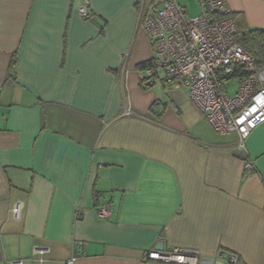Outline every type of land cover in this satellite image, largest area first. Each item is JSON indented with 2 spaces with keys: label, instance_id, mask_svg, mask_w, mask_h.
<instances>
[{
  "label": "crops",
  "instance_id": "obj_1",
  "mask_svg": "<svg viewBox=\"0 0 264 264\" xmlns=\"http://www.w3.org/2000/svg\"><path fill=\"white\" fill-rule=\"evenodd\" d=\"M141 1L0 0V264H166L160 244L264 264V124L240 150L187 89L150 86ZM226 2L264 30V0Z\"/></svg>",
  "mask_w": 264,
  "mask_h": 264
},
{
  "label": "built area",
  "instance_id": "obj_2",
  "mask_svg": "<svg viewBox=\"0 0 264 264\" xmlns=\"http://www.w3.org/2000/svg\"><path fill=\"white\" fill-rule=\"evenodd\" d=\"M196 1L200 8L197 16H190L180 0L141 1L145 29L155 45V55L146 69L148 84L153 85V79L162 72L167 83L186 88L214 131L219 135L236 133L239 149L244 150L251 133L264 124V67L236 42L237 26L226 0ZM88 8L86 1L78 10L81 17H90ZM232 81L237 82L234 95H230ZM253 168V163L246 165L248 171ZM20 213L17 204L15 219ZM109 214L104 207L99 218ZM35 253L38 263L45 264L50 250L37 248ZM147 260L199 264L200 256L195 251L153 250ZM75 261L73 258L69 264ZM229 262L238 264L237 256L231 255Z\"/></svg>",
  "mask_w": 264,
  "mask_h": 264
},
{
  "label": "trees",
  "instance_id": "obj_3",
  "mask_svg": "<svg viewBox=\"0 0 264 264\" xmlns=\"http://www.w3.org/2000/svg\"><path fill=\"white\" fill-rule=\"evenodd\" d=\"M230 17L237 26L236 42L255 60L258 66L264 67V30L243 27L233 13H230ZM158 108L159 104L155 105L150 113L154 114Z\"/></svg>",
  "mask_w": 264,
  "mask_h": 264
},
{
  "label": "rangeland",
  "instance_id": "obj_4",
  "mask_svg": "<svg viewBox=\"0 0 264 264\" xmlns=\"http://www.w3.org/2000/svg\"><path fill=\"white\" fill-rule=\"evenodd\" d=\"M180 2L184 7H186L190 16H197L199 14L200 8H199L196 0H180ZM146 15H147V13H146ZM236 87H237V82L232 81V83L230 85V89H231L230 95H234ZM157 90H158V88H157Z\"/></svg>",
  "mask_w": 264,
  "mask_h": 264
},
{
  "label": "water",
  "instance_id": "obj_5",
  "mask_svg": "<svg viewBox=\"0 0 264 264\" xmlns=\"http://www.w3.org/2000/svg\"><path fill=\"white\" fill-rule=\"evenodd\" d=\"M157 250L162 251V250H163V245L160 244V245L158 246Z\"/></svg>",
  "mask_w": 264,
  "mask_h": 264
}]
</instances>
